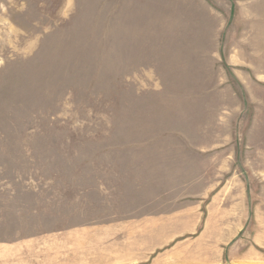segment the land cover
<instances>
[{
	"label": "rangeland",
	"instance_id": "374dc122",
	"mask_svg": "<svg viewBox=\"0 0 264 264\" xmlns=\"http://www.w3.org/2000/svg\"><path fill=\"white\" fill-rule=\"evenodd\" d=\"M221 171L263 217L264 0H0V186L79 196L49 206L68 226L112 210L95 190L167 208Z\"/></svg>",
	"mask_w": 264,
	"mask_h": 264
},
{
	"label": "crops",
	"instance_id": "0c3cea01",
	"mask_svg": "<svg viewBox=\"0 0 264 264\" xmlns=\"http://www.w3.org/2000/svg\"><path fill=\"white\" fill-rule=\"evenodd\" d=\"M219 174L214 188L167 208L161 195L137 186L113 196L95 190L104 195L91 202L112 210L68 226L48 221L58 216L49 206L78 204L79 196L0 186V264H264V216L249 201L250 181L243 172Z\"/></svg>",
	"mask_w": 264,
	"mask_h": 264
}]
</instances>
